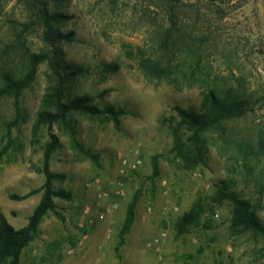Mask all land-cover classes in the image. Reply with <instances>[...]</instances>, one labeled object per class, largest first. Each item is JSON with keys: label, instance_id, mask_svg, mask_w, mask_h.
I'll return each instance as SVG.
<instances>
[{"label": "rangeland", "instance_id": "rangeland-1", "mask_svg": "<svg viewBox=\"0 0 264 264\" xmlns=\"http://www.w3.org/2000/svg\"><path fill=\"white\" fill-rule=\"evenodd\" d=\"M42 2L49 15H59L51 28L63 37L54 44L46 41L32 0H0V86L4 75L21 78L32 55L46 54L75 72L67 100L87 95L95 107L123 114L118 127L105 114L76 112L69 129L53 126L59 146L50 170L60 177L52 187L69 192L70 200L54 198L60 217L46 214L19 264H264V231L232 229L233 206L218 196L233 193L248 202L264 228V154L257 151L264 142V0ZM140 52L170 64L173 77L195 71L194 87L146 80ZM106 64L119 69L107 73ZM52 81L47 63L40 64L21 96L22 122L10 128L16 149L0 157V214L15 229L26 224L41 196L9 198L44 183L37 170L48 132L40 127L34 135L32 126ZM208 88L223 107L243 115L204 132V160L186 170L172 151L170 120L177 119L175 106L201 111ZM12 103L11 96L0 100V152L14 118ZM70 133L97 156L96 164L72 146ZM240 139L254 152L246 166L236 146ZM154 156L158 176L151 179ZM137 192L133 230L116 254L126 206ZM196 202L203 208L198 223L179 234L178 219ZM139 234L135 245L146 251L134 258L130 249Z\"/></svg>", "mask_w": 264, "mask_h": 264}, {"label": "trees", "instance_id": "trees-1", "mask_svg": "<svg viewBox=\"0 0 264 264\" xmlns=\"http://www.w3.org/2000/svg\"><path fill=\"white\" fill-rule=\"evenodd\" d=\"M41 0H32L33 6L37 12V17L44 28V37L50 44L58 42L63 37L61 34L53 35L51 28V21H58L59 15H49L46 3ZM138 68L142 72L143 77L148 81L164 80L170 85H174L177 89L194 87L196 80H194V72L187 76L184 72L183 77L173 75L175 71L170 64L164 63L157 57L147 56L145 52H140L137 56ZM57 57H50L46 54L32 55L30 60V67L28 71L21 78H14L10 75L3 76V84L0 86V100L6 96H11L13 99L12 107L14 118L9 123L6 130V145L0 152V157L6 154L9 149H16L14 142L10 137V128L18 127L22 122V108L21 96L22 93L33 82L37 67L46 62L53 76L52 85L45 91L41 99L39 108L35 114V121L32 126V133L35 135L40 127H46L48 132L49 141L43 149L41 168L37 171L44 176V183L38 189L31 190L29 193L19 196L10 194L11 200H23L27 197L41 193L38 204L33 208L31 214L27 218L26 224L19 228H13L6 218L0 214V264H19L20 255L35 238L39 225L46 214L51 213L56 217H60L57 211V205L54 198L70 200V193L64 191H55L52 187V182L59 178L58 174L50 170V161L54 151L58 148L59 142L52 128L54 125L61 124L69 129L68 119L69 115L73 112L85 114L88 116H96L105 114L116 127L119 126L120 116L123 114L122 110H117L112 106H106L99 109L92 104L91 97L87 95L76 96L71 100L66 99L67 85L71 81L72 75L75 72L68 67L63 66V61L57 60ZM62 62V63H61ZM62 66V67H61ZM181 66V65H180ZM62 72H61V70ZM103 69L107 73H114L119 69L116 64H106ZM177 69V68H176ZM176 73V75L178 74ZM184 78V79H182ZM194 81V82H192ZM202 110L194 111L192 108L174 107L177 119L171 118L170 130L173 135L172 151L181 159L186 170H191L202 163L206 153V147L202 141V134L215 126L220 125L222 122L231 120L235 117L243 115L242 112H234L233 110L223 107L220 99L217 96L216 90L208 88L202 91ZM177 122H174L176 121ZM187 134L186 140H182V135ZM72 146L88 158L93 164L97 163V156L93 155L89 150H86L79 144L72 133ZM236 146L243 159V165H247V160L254 154L250 142L246 139L236 141ZM258 153L264 154V142L257 145ZM157 156L152 159V175L151 179L158 176ZM220 198L229 201L232 206V217L230 226L232 229L248 230L256 233L263 232L264 228L259 223L255 214L250 210L249 203L245 200L239 199L233 193H219ZM139 193H135L130 202L126 206L125 216L123 223L118 232V241L115 246V253L124 243V237L129 233L131 226L135 220V209L138 201ZM203 211L200 202H196L184 213L177 221L176 230L179 234L185 233L188 228L197 224L200 215ZM54 245V244H53ZM54 247V246H53ZM197 264V263H193Z\"/></svg>", "mask_w": 264, "mask_h": 264}, {"label": "crops", "instance_id": "crops-1", "mask_svg": "<svg viewBox=\"0 0 264 264\" xmlns=\"http://www.w3.org/2000/svg\"><path fill=\"white\" fill-rule=\"evenodd\" d=\"M135 221H136V212H135V220H134V222H133V224H132V226H131V229H130V231H129V233L131 232V230H133V227H134V223H135ZM100 228V227H99ZM100 229H103V227H101ZM98 230V229H97ZM129 233L128 234H126L125 235V237H124V242L125 243H127V237L129 236ZM141 235H143V234H139L138 236H136L134 239H133V246L131 247V252L133 253V256H134V258H136V257H142L141 255L146 251V250H144V248L143 247H141L140 249H138L137 248V242L140 240V237H141ZM135 243H137L136 245H135ZM122 249V248H121ZM76 250H77V248H76ZM78 251H79V248H78ZM121 251V250H120Z\"/></svg>", "mask_w": 264, "mask_h": 264}, {"label": "built area", "instance_id": "built-area-1", "mask_svg": "<svg viewBox=\"0 0 264 264\" xmlns=\"http://www.w3.org/2000/svg\"><path fill=\"white\" fill-rule=\"evenodd\" d=\"M138 165H139V161H136L135 163H133V164L131 165V168H132V169H135V168L138 167ZM147 246H150V245L147 244Z\"/></svg>", "mask_w": 264, "mask_h": 264}]
</instances>
